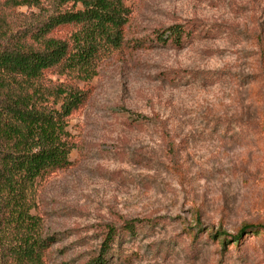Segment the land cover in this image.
<instances>
[{"label":"rangeland","instance_id":"374dc122","mask_svg":"<svg viewBox=\"0 0 264 264\" xmlns=\"http://www.w3.org/2000/svg\"><path fill=\"white\" fill-rule=\"evenodd\" d=\"M10 1L0 0V35L38 11ZM126 4V45L80 84L71 166L34 194L31 213L55 238L46 264L88 262L104 236L97 224L133 218L152 223L120 232L107 264H264V235L232 237L264 226V0ZM175 23L195 30L183 47H132ZM216 230L225 249L208 236Z\"/></svg>","mask_w":264,"mask_h":264},{"label":"trees","instance_id":"16d2710c","mask_svg":"<svg viewBox=\"0 0 264 264\" xmlns=\"http://www.w3.org/2000/svg\"><path fill=\"white\" fill-rule=\"evenodd\" d=\"M127 1H10L28 3L38 11L0 35V264H46L55 238L43 234L39 218L31 213L34 194L41 181L71 166L69 155L77 145L68 130L69 119L88 97L80 84L126 45ZM194 31L193 26L175 23L154 31L150 42L138 40L132 47L148 43L178 49ZM132 120L157 119L135 114ZM151 223L133 218L122 220L118 228L97 224L104 234L101 246L84 264H107V253L120 232L136 235ZM243 233L264 235V226L242 225L232 236L236 246ZM198 234L192 235L193 241ZM208 236L221 237L225 249L227 233L216 230Z\"/></svg>","mask_w":264,"mask_h":264}]
</instances>
